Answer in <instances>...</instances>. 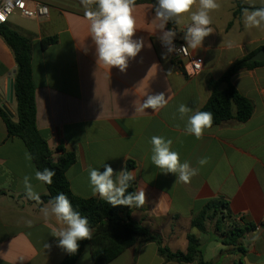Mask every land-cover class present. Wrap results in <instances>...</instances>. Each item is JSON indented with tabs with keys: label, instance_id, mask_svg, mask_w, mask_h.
Wrapping results in <instances>:
<instances>
[{
	"label": "crops",
	"instance_id": "1",
	"mask_svg": "<svg viewBox=\"0 0 264 264\" xmlns=\"http://www.w3.org/2000/svg\"><path fill=\"white\" fill-rule=\"evenodd\" d=\"M46 1L48 19L32 20L16 13L7 24L31 40L37 129L56 155L74 153L76 161L66 172L72 193L93 197L89 167L102 172L103 164H108L119 172L133 163L130 171L135 176V192L144 189L146 204L132 207L130 218L160 238L163 246L186 252L187 238L192 234L198 238L203 261L208 264H264V64L232 78L237 91L253 104L247 121H224L206 129L198 140L185 135L186 118L181 120L177 111L181 104L201 110L211 95L209 81L218 80L237 60L262 50L264 30L244 27L242 14L235 15V0H218L221 7L210 14L213 33L204 39L202 47L189 48L191 56L202 63L201 71L191 77L160 50L161 32L153 5L136 4L134 39L142 38L144 47L122 73L97 64L90 24L81 3ZM255 6L260 7L261 0H255ZM190 23V15L185 14L183 22L172 29L175 40L186 42L184 32ZM52 36L57 42L43 48L42 40ZM16 69L13 51L0 36V109L14 122L18 121L17 103L14 93L9 97L8 89ZM161 92L168 99L166 107L136 112L146 93ZM154 135L172 139V150L180 154L181 162L189 161L199 169L190 183H175L174 174L165 175L152 164L150 139ZM26 153L30 152L23 140L8 135L0 114V264H60L67 253L57 247V238L51 235L55 220L46 224L40 211L48 203L27 200L24 176L31 178L40 197L48 190L35 179L38 169L33 159H26ZM203 157L208 163L200 166L198 160ZM207 204L219 208L227 204L231 217L221 226L223 232L232 225L251 223L257 228L236 246H225L215 221H208L204 232L191 225ZM27 220L33 221L31 227ZM86 252L87 260L83 259ZM76 264H94L90 245ZM108 264L200 262L167 261L157 242L140 238Z\"/></svg>",
	"mask_w": 264,
	"mask_h": 264
},
{
	"label": "clouds",
	"instance_id": "2",
	"mask_svg": "<svg viewBox=\"0 0 264 264\" xmlns=\"http://www.w3.org/2000/svg\"><path fill=\"white\" fill-rule=\"evenodd\" d=\"M249 7L241 9L242 22L246 29L264 30V0L261 6H255V0H244ZM85 9V17L90 24V37L95 45V55L97 64L111 70L113 67L126 72L129 61L137 57L144 47L142 38L134 39L137 32L134 12L136 0H80ZM196 10L193 11V7ZM221 7L218 0H156L154 5L155 17L159 21L157 24L161 32L159 39L168 46V52L174 51L173 40L176 33L171 29L165 30L166 25L171 21L179 25L183 22L185 14L190 15L191 23L184 32L183 39L186 47L182 49L196 50L203 45V41L213 33L211 13ZM233 45L229 42L228 47ZM136 106V112H144L146 109L159 111L168 104L163 92L149 95ZM179 118L185 120V135H192L196 139H202L206 129H210L214 122L213 113L210 111L193 110L185 104L179 105L177 109ZM151 162L161 170V173L174 174L175 183H190L192 177L199 174V169L191 166L189 161L181 162L180 154L172 150V139L162 136H152ZM26 159L31 160L30 153H26ZM208 163V158L203 157L198 160L200 166ZM104 171L89 167L88 178L93 197L99 196L112 207H143L146 204V194L144 189L136 192H129L131 182L135 180L133 173L127 168L116 172L111 165L103 164ZM54 170L44 168L35 171V179L42 184L51 185ZM29 176L23 177V186L28 199L40 202V196L33 190ZM174 183V184H175ZM44 222L50 223L54 218L56 226L51 229V235L57 238V247L70 256L78 253L80 241L92 240L93 230L87 217L82 216L64 193H59L48 204L40 209ZM31 227L32 220L26 221ZM259 238L258 236L256 237ZM45 248H51L50 244H45ZM88 253L83 259L87 260Z\"/></svg>",
	"mask_w": 264,
	"mask_h": 264
},
{
	"label": "trees",
	"instance_id": "3",
	"mask_svg": "<svg viewBox=\"0 0 264 264\" xmlns=\"http://www.w3.org/2000/svg\"><path fill=\"white\" fill-rule=\"evenodd\" d=\"M155 2L156 0H136V4L149 3L153 7ZM235 5V15L242 14L241 9L247 7L241 0H235ZM176 27L177 24L174 22L168 23L169 29L172 30ZM0 36L13 51L17 65L13 90L17 103L18 121L14 122L8 112L0 109V114L7 126L8 135L23 140L38 170L42 171L44 168H49L56 173L53 177V183L51 185L46 184L48 193L40 197V203H48L61 192L66 194L73 208L79 211L82 216L87 217L93 230L92 240L80 241L78 253L74 256L67 254L60 264H76L87 245L91 247L94 264H108L134 246L140 238L157 242L160 254L167 261L190 263L197 260L200 264H208L203 261L200 242L195 235H188L186 252H174L163 246L160 238L152 236L145 228L131 220L130 207H112L100 198H81L72 193L66 172L76 161L74 153L62 151L61 155H56V152L52 151L47 142L42 139L37 129L35 86L31 72V40L8 24H0ZM57 40L56 36L46 37L41 42L42 47L46 48L53 45ZM250 57L237 60L218 80L209 81L211 95L201 111L213 113L214 122L212 126L231 119L245 122L252 116L254 110L252 102L243 97L232 84V78L236 74L264 64V62H251L249 61ZM133 166V163L129 162L126 168L130 171ZM128 191L135 192L134 181L131 182ZM27 200L28 202H37L28 198ZM210 211L211 214H209ZM230 217L227 204H222L220 208L214 204H207L204 210L192 219L191 225L193 228L204 232L206 231V223L215 221V228L220 232L223 230L221 226H225V221ZM256 228L257 226L251 223L244 226L232 225L226 232L222 231L221 234L224 236L222 244L234 247L239 240Z\"/></svg>",
	"mask_w": 264,
	"mask_h": 264
},
{
	"label": "built area",
	"instance_id": "4",
	"mask_svg": "<svg viewBox=\"0 0 264 264\" xmlns=\"http://www.w3.org/2000/svg\"><path fill=\"white\" fill-rule=\"evenodd\" d=\"M80 3V0H73ZM32 20H45L49 18L50 7L46 0H0V24H7L14 14ZM159 48L174 61L188 76H195L202 69L200 60L191 56L190 50H184L186 42L173 40L174 51L168 52V46L159 40ZM188 62V67L186 63Z\"/></svg>",
	"mask_w": 264,
	"mask_h": 264
},
{
	"label": "water",
	"instance_id": "5",
	"mask_svg": "<svg viewBox=\"0 0 264 264\" xmlns=\"http://www.w3.org/2000/svg\"><path fill=\"white\" fill-rule=\"evenodd\" d=\"M249 61L251 62H264V48L262 50H260L258 53H256L255 55H253L252 57L249 58ZM14 87V82L13 80H10L9 82V89H8V95L9 97H13V90Z\"/></svg>",
	"mask_w": 264,
	"mask_h": 264
},
{
	"label": "rangeland",
	"instance_id": "6",
	"mask_svg": "<svg viewBox=\"0 0 264 264\" xmlns=\"http://www.w3.org/2000/svg\"><path fill=\"white\" fill-rule=\"evenodd\" d=\"M223 230L220 231V233H222ZM219 232V231H218Z\"/></svg>",
	"mask_w": 264,
	"mask_h": 264
},
{
	"label": "snow or ice",
	"instance_id": "7",
	"mask_svg": "<svg viewBox=\"0 0 264 264\" xmlns=\"http://www.w3.org/2000/svg\"><path fill=\"white\" fill-rule=\"evenodd\" d=\"M0 19H3V17H0Z\"/></svg>",
	"mask_w": 264,
	"mask_h": 264
}]
</instances>
